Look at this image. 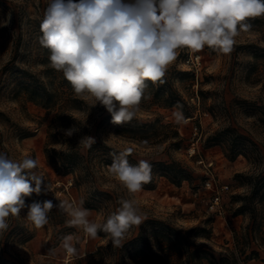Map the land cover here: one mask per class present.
<instances>
[{
	"label": "rangeland",
	"instance_id": "374dc122",
	"mask_svg": "<svg viewBox=\"0 0 264 264\" xmlns=\"http://www.w3.org/2000/svg\"><path fill=\"white\" fill-rule=\"evenodd\" d=\"M50 2L0 0V153L17 162L35 159L48 186L47 200L74 205L83 200L92 222L104 223L120 198L132 199L144 219L125 239L143 232L160 249L152 233L154 225L147 222L159 217L191 229L194 242L213 249L218 264H264V57L257 56V47L251 44L264 45V16L247 20L252 28L235 37L231 53L207 46L200 51L177 49L176 59L167 69L195 71L193 80L179 72L173 74L174 86L197 106L194 116H183L177 122L176 107L150 101L146 81L135 117L149 121L161 115L164 122L177 123L183 139L181 146H175L171 144L174 138H135L122 133L116 124L103 119L109 112L94 97L75 93L63 73L50 66L49 50L39 43L40 24ZM196 54H200V62L194 65L189 59ZM43 87L49 91L48 99ZM68 123L73 125L65 126ZM226 124L253 141L246 153L232 158L222 143L207 142L209 133ZM73 126L79 131L72 137L88 160L63 172L49 159L47 149L65 148L60 132ZM83 136L130 148L140 160L176 158L189 165L192 173L181 185L156 175L153 186L143 185L140 192L130 194L109 173L110 164L101 155L87 154L88 147L79 143ZM197 149L214 160L221 181L230 184L222 214L209 209V191L202 185L204 170L197 161ZM54 208V213L62 212ZM63 213L55 216L50 211L48 223L40 229L27 220V208L18 216H9L8 229L0 232V264H138L125 244L114 247L102 231L93 239L82 228L69 227V217ZM67 234L78 238V257L66 254L61 247ZM199 260L195 264H209L205 258Z\"/></svg>",
	"mask_w": 264,
	"mask_h": 264
},
{
	"label": "clouds",
	"instance_id": "9594fccd",
	"mask_svg": "<svg viewBox=\"0 0 264 264\" xmlns=\"http://www.w3.org/2000/svg\"><path fill=\"white\" fill-rule=\"evenodd\" d=\"M261 16L264 0H51L40 24L39 43L49 50L50 66L63 73L75 93L91 95L111 114L112 123L123 124L139 110L146 81L165 82L177 49L200 51L207 46L231 53L235 37L252 28L247 20ZM174 115L177 122L183 119L180 111ZM62 131L71 137L79 129ZM79 143L91 147L95 139L83 136ZM131 152L129 148L113 155L108 171L134 194L151 182L152 165L144 159L130 164ZM42 189L48 191V186L35 159L17 162L0 153V232L8 229L9 216H18L25 208L27 220L40 229L57 207L69 217V227L82 228L93 239L102 231L120 247L128 231L144 219L134 201L125 198L102 224L88 219L83 200L75 205L52 200L26 203ZM77 242L74 234H67L61 247L78 257Z\"/></svg>",
	"mask_w": 264,
	"mask_h": 264
},
{
	"label": "trees",
	"instance_id": "16d2710c",
	"mask_svg": "<svg viewBox=\"0 0 264 264\" xmlns=\"http://www.w3.org/2000/svg\"><path fill=\"white\" fill-rule=\"evenodd\" d=\"M249 19H258L249 18ZM252 25V24H251ZM257 47L255 54L260 57H264V45H257L251 43ZM179 72L184 77L193 80L196 76L193 69H178L174 68V71L167 69L164 79V83L148 81L150 87V94L152 95L150 101L157 103L165 107H176L184 117H192L195 115L197 106L188 98H186L177 88L174 86L173 74ZM44 88V97L48 99L50 97L49 91ZM32 91V90H31ZM201 93L203 90L201 89ZM74 99H78L73 96ZM209 109V108H208ZM0 113H2L0 111ZM73 119L75 117L72 116ZM103 119H109L112 122L111 114L104 115ZM72 123H68L65 126H71ZM80 127V124H77ZM76 127V126H75ZM116 127L122 133L135 137V138H174L171 141L172 145L181 146L182 136L178 128L177 123L172 121L164 122L161 115H157L154 119L149 121H143L134 117L130 122L123 124H116ZM63 136V142L66 147L58 149L54 146L48 148L49 159L55 164L59 170L63 172H69L76 168H79L83 163L88 160L87 156L80 152L79 145L74 137H67L63 132H60ZM54 136V134H53ZM208 143L220 142L225 146L227 153L232 157H236L240 153H246L248 151V145L251 139L243 132L237 131L236 127L230 124H226L221 128L209 133L206 137ZM254 145L256 143L254 142ZM1 151V148H0ZM125 149L117 148L111 144H108L102 139H95V143L88 147L87 154H98L104 159L107 164L112 163L113 155L118 154ZM130 164H137L140 160L135 157L132 152L128 156ZM152 165V180L145 185L153 186L155 183L156 175L166 176L176 185H181L186 179H189V175L192 170L189 165L185 164L181 160L176 158L170 159H151L147 160ZM264 176V174H263ZM47 200V192L42 189L39 195L33 193L30 197L26 198V203L30 204L33 201L43 202ZM52 213L56 216L57 213L64 215L63 211L55 212L53 208ZM153 223V235L159 241L161 245L160 249H156L154 244L148 235L143 232L134 234L123 242L128 248V255L136 261L138 264H195L200 261L199 259H207L209 264H218L215 260L214 250L204 244L197 245L192 236L191 229H185L173 224H170L163 218L150 217L147 222ZM104 233V232H103ZM142 243L137 246V243ZM184 253L187 257H184Z\"/></svg>",
	"mask_w": 264,
	"mask_h": 264
},
{
	"label": "built area",
	"instance_id": "2783aa9c",
	"mask_svg": "<svg viewBox=\"0 0 264 264\" xmlns=\"http://www.w3.org/2000/svg\"><path fill=\"white\" fill-rule=\"evenodd\" d=\"M192 63L197 65L200 62V54L191 55ZM199 157L197 158L198 163L204 170L203 187L209 191L208 203L209 209L214 213L222 214L225 212V192L230 188L229 183L222 182L214 164L213 159H207L200 151L197 149ZM193 152H196L195 147Z\"/></svg>",
	"mask_w": 264,
	"mask_h": 264
}]
</instances>
